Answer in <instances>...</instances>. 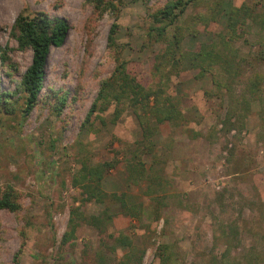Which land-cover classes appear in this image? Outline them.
Listing matches in <instances>:
<instances>
[{
	"label": "rangeland",
	"instance_id": "rangeland-1",
	"mask_svg": "<svg viewBox=\"0 0 264 264\" xmlns=\"http://www.w3.org/2000/svg\"><path fill=\"white\" fill-rule=\"evenodd\" d=\"M167 1L114 0L115 18L97 17L85 0H0V193L11 189L19 205L0 208V264H14L17 252L18 264H264V57L255 59L264 52V28L246 20L235 46L248 61L229 91L210 72L198 78L188 61L156 72L165 44L148 35L149 14ZM222 2L224 12L245 5L264 19V0ZM36 12L65 19L69 30L51 49L38 101L23 116L21 78L32 55L18 48L12 26L19 14ZM210 16L202 1L187 5L176 24L194 34L182 38V49L196 50L222 30L225 14ZM116 59L182 113L156 125L150 150L140 144L142 127L127 100L114 121L117 104L97 99ZM252 93L246 109L237 103ZM231 107L236 113L225 124ZM137 112L154 126L147 107ZM102 162L113 166L101 189L124 194L127 210L109 196L85 200L73 184L82 163ZM134 167L141 175L131 178ZM71 212L75 239L62 245Z\"/></svg>",
	"mask_w": 264,
	"mask_h": 264
},
{
	"label": "trees",
	"instance_id": "trees-1",
	"mask_svg": "<svg viewBox=\"0 0 264 264\" xmlns=\"http://www.w3.org/2000/svg\"><path fill=\"white\" fill-rule=\"evenodd\" d=\"M91 4L94 13L97 17L105 12H111L118 15V6L114 0H85ZM120 1V0H119ZM202 1L207 5L211 13V20L216 21L218 15L225 14L226 22L222 30L214 34V37L209 42L201 43L200 46L193 51H187L182 49L181 40L188 34H194L190 28L181 27L176 24L180 14L186 9L188 4ZM222 0H168L162 7L156 9L150 13L151 26L148 31V35L155 41L163 42L165 49L157 57L160 59L154 65L155 71L158 72L164 65H170L171 69L175 70L179 68L181 62L188 61L194 69H197V77H204L210 72L213 82L225 91H229L231 83L241 75L240 66L242 63H246L248 60L245 56H241L239 49L235 46V42L242 37L246 29V20L251 18L255 20V23L260 24L261 28H264V19L261 16L255 15V13L247 6L241 5L240 7L230 6L226 12L220 8ZM199 19H204L203 14H198ZM169 27H174V31L169 38L167 31ZM118 28L116 23L111 26L110 34L108 37L109 46L115 47L114 44V31ZM69 25L65 19L61 17H50L45 13H21L14 20L12 26V33L16 39L19 49H30L31 51V63L25 70L21 78V89L25 94L24 108L22 110L23 116L31 111L34 107L41 93V89L44 83V74L47 65V59L49 57L52 48H59L68 33ZM264 52H259L255 55V59L262 60ZM117 60V64L114 67L110 77L104 81L101 89L98 92L97 99H105L111 97V99L117 104L114 110V121L119 117L121 108L118 105L122 100H127L129 106L135 111V115L139 124L142 127V140L140 144L142 148L152 149L153 142L151 138L156 129V125L164 121H178L182 118V113L179 106L172 103L168 98L161 99L162 89L156 90L151 87H145L140 84L135 76L128 73L126 69V62L123 60ZM217 69L219 76L214 75L212 70ZM251 89L254 90V81L249 83ZM247 99L241 98L237 101L241 106L249 105L252 97ZM153 99L151 105L148 106L150 99ZM4 94L0 93V118L3 116L5 110L2 104L4 103ZM61 99L60 101H63ZM63 103V102H61ZM149 109V113L154 119V126L147 124L148 119L138 114L137 110L139 105ZM96 103L93 104L89 114L92 113ZM236 110L232 107L229 108L227 114L226 123L231 121V117L234 116ZM239 117V116H237ZM238 120V119H237ZM230 124V123H229ZM136 156V155H135ZM138 166H141L143 170V163L138 160ZM113 163L102 162L94 166H88L82 163L80 171L74 177L73 184L78 185L82 192L86 194L85 200H95L101 202L109 196V198L117 200L121 208L127 210L129 207L126 205L124 194H110L107 195L100 185L103 173L112 167ZM130 177L140 176V169L134 167L130 169ZM136 180V179H135ZM16 193L11 189H7L0 193V208L8 211H16L19 205L16 203ZM130 215L132 213H129ZM98 221V219H93ZM76 222L73 218V212L68 219V229L63 233L61 244L65 245L69 241H73ZM18 252L13 257L14 264H18L17 261Z\"/></svg>",
	"mask_w": 264,
	"mask_h": 264
}]
</instances>
